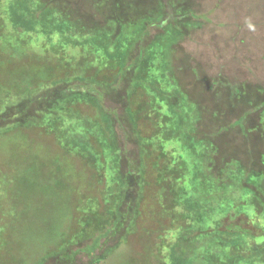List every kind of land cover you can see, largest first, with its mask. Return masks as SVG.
<instances>
[{"label":"trees","instance_id":"obj_1","mask_svg":"<svg viewBox=\"0 0 264 264\" xmlns=\"http://www.w3.org/2000/svg\"><path fill=\"white\" fill-rule=\"evenodd\" d=\"M193 6L0 0V233L16 245L1 238L0 264H101L145 229L142 212L159 220L156 251L124 264H264V90L226 78L181 90ZM134 101L163 104L169 122L140 133ZM28 166L50 184L26 191Z\"/></svg>","mask_w":264,"mask_h":264},{"label":"rangeland","instance_id":"obj_2","mask_svg":"<svg viewBox=\"0 0 264 264\" xmlns=\"http://www.w3.org/2000/svg\"><path fill=\"white\" fill-rule=\"evenodd\" d=\"M193 1V9L196 14L200 15L201 18L198 19L199 23L196 21L194 27L190 24L184 28L186 29L184 31V37L176 46L178 50V57L174 59V66L176 69L174 72L178 75V79H180L183 83L185 82V85L181 86V90L184 92L186 91L185 89H187L191 96L192 90H194L192 89L191 84L194 80L201 78L209 83L217 81L220 78H226L227 81L232 84L246 83L244 93L247 91L250 93L256 85L264 90V0ZM189 2L192 4V0H189ZM175 15L176 14L174 13V17H177V15ZM112 98L114 100L115 96H112ZM112 98L107 97L105 104L110 107H115V104L111 101ZM217 100L218 98L215 101ZM138 103L139 102L134 101L130 110L134 112L135 123L138 125L137 131H140V133H147V129L149 127L148 125H150L151 122L153 124L160 123L162 125L169 122L170 118L168 117V112H166V108L163 104H157L155 106V103L152 101L155 108L151 111L147 108H143L142 105ZM205 107L208 108L207 105ZM120 112V114H123L122 111ZM138 115H140V118ZM145 118H149L150 121ZM227 118H232V115H229V117L227 116ZM9 143H11L10 146L16 149L19 153H23V151L24 153L27 152V148L29 147L28 143L18 139H16L15 142L11 141ZM170 150L171 148L168 147L167 152L171 156L169 152ZM177 151V149L173 151L174 153L171 156L172 159L177 154ZM169 165L170 164H168V166ZM11 167L12 166H10V168ZM67 167L69 169V166ZM163 167L169 169L167 166ZM176 167L177 166L175 165V168ZM184 170L186 171L187 168H184ZM25 173L28 178L27 180H29V182L27 181L28 185L26 184V191L30 192L32 187H38L39 190H41L45 187V184H50V182H47V180H49L47 176H45V179L42 173L36 174L33 168L30 169L29 166L27 167ZM33 178L34 180L36 179V183L38 184L37 186L31 182V179ZM150 179L151 178L149 176L147 181H150ZM17 186L19 190L21 188L20 183H18ZM44 191L45 189L41 191L43 192L42 196L46 193V191ZM18 194L16 193V197ZM48 194L44 196V199L47 201L50 200L51 197ZM70 196L72 195L70 194ZM144 196H146V194H144ZM148 197L152 198V195H148ZM41 200L43 199L41 198ZM26 201L27 203H31V200H27V197ZM150 205L151 204H145L143 205V208L149 207ZM157 208H159L158 203ZM59 211L63 212L60 207ZM66 211L67 213H70L67 209ZM155 211L156 210H153V213ZM80 215L81 214H76L78 217L76 219L83 217ZM175 216L177 217L176 214H171L170 221ZM141 217L142 218L139 222H147L145 226L146 230H141V228L137 225L141 231H139L136 226L135 231H137L136 233L138 234L135 236L133 235L134 237L126 236L124 239L126 243L124 242L123 246L121 245L117 250H115L116 252H114L115 254H113V256L110 255L107 261L101 264H124L131 258L132 254H135L138 250H141L143 253L147 252V255L155 253V246L157 245H154L155 241L153 239L156 236V233H154V226H156V223L159 220L158 218L151 219V215L145 212L141 213ZM67 219L68 217L66 220ZM34 222L36 223V219ZM177 223L178 221L174 222V225ZM6 224L7 221H3V223L0 222V226ZM232 225L237 227L241 226L244 229L251 230V223H248L247 220L244 217L242 218L240 215L236 220H233ZM182 227L178 230H181ZM172 234V231L168 232V235L173 241L179 233L175 232L174 235ZM5 237L6 241L12 243V246H16L15 242L11 240L10 231L6 233V236L0 233V243L2 246L6 244V242H2ZM1 238H3V240ZM133 244H137V249ZM80 257L85 259L82 255L78 256V258Z\"/></svg>","mask_w":264,"mask_h":264}]
</instances>
